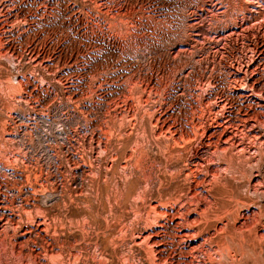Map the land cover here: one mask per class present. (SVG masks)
I'll use <instances>...</instances> for the list:
<instances>
[{
  "label": "rangeland",
  "instance_id": "obj_1",
  "mask_svg": "<svg viewBox=\"0 0 264 264\" xmlns=\"http://www.w3.org/2000/svg\"><path fill=\"white\" fill-rule=\"evenodd\" d=\"M237 65L243 71L238 76L247 77V82L232 80ZM252 86L264 94V0H0V138L25 142L17 157L25 155V163L38 164L35 167L44 172L42 186L27 188L26 172L18 170L24 176L13 178L15 174L0 161L2 196L14 195L17 206L26 196L32 197L29 201L38 202L47 212V221L64 222L57 226L61 232L53 233L50 227L43 234L56 235L76 249L84 244L79 248L82 255L91 252L77 264H95L92 244L104 247L100 250L106 251V264H122L124 258L125 264H149L144 246L133 242L152 221L151 203L168 204L185 194L189 185L185 160L197 144L192 140V145L179 147L170 138L156 135V115L169 118L174 128L189 130L200 114L201 102L206 110L213 107L218 117L222 104L228 103L221 118L236 122L239 107L247 105L241 94L251 92ZM9 114L21 124L19 134L4 132ZM260 124L264 135V122ZM258 145L250 144L233 161L223 156L219 181H213L217 202L234 210L250 202L259 208L264 205V151ZM255 174L260 179L257 191L250 189L248 181ZM232 188L238 190L237 196H231ZM84 218L100 223L81 229ZM209 220L212 224L216 218ZM8 240L4 249L0 245V264L16 261ZM263 244L256 249L259 253L263 248L264 259ZM215 256L217 264L224 262ZM254 258L251 255L247 264H254Z\"/></svg>",
  "mask_w": 264,
  "mask_h": 264
},
{
  "label": "bare ground",
  "instance_id": "obj_2",
  "mask_svg": "<svg viewBox=\"0 0 264 264\" xmlns=\"http://www.w3.org/2000/svg\"><path fill=\"white\" fill-rule=\"evenodd\" d=\"M230 67H231V65H230ZM233 67L234 66H232L231 68H233ZM237 67H238V68H236L237 73L235 71H233L234 69L232 70L233 76H234V78L232 80L239 81V80H241V78H243V79H246L245 82H247V77H245V76L239 77L238 76V73H242L243 71H242V68L239 67L238 65H237ZM252 70L255 71V69H252ZM254 71L253 72L251 71V72L254 74ZM245 82H243L244 85H245ZM243 84L241 83V86H243ZM21 85H20V88L22 87ZM241 96L246 98L247 105H246V108L239 107V111H237L239 115L237 117L236 122H231L230 121L231 119H229V118L225 119V120H223L224 117L221 118L222 115L223 116L225 115L224 112H225V110H227L226 108H228L226 105L228 103H226V102H225L226 104H224V105L222 104V106L220 107V108H222V110L219 111V112H222L221 117H218L216 115L215 111L213 110V107L207 106L208 109L206 110L203 106H201L202 105V102H201V104H200L201 107L199 106V108H201L200 114H198L196 116L197 119H192V121L190 123V129L189 130H185V128H183V127L174 128L175 124H173V123L168 124L169 118L163 117L161 115L159 116L157 113H156L157 115L155 114L156 117L154 119L155 120L154 124H155V127L157 128L156 129V135L162 134L165 137L170 138L168 140L172 141V143L175 146L177 145L179 147H186V145L188 143H190L192 140H196L197 144L195 143L196 145H192L190 143L192 145L191 146V152L188 154V156L185 160V163L187 165V166L185 165L187 168L186 169L187 171L185 172L184 176L189 183L185 194L175 198L174 202L169 201V203L171 202L170 204L169 203L167 204L168 201L165 202L166 204L165 203L162 204L163 201H160L162 203H160V202L151 203V210H153V212H154V213L153 212L151 213L152 215L154 214V216H152V218H151L152 221L149 220L151 222L148 225L147 219H144L147 221L146 224L149 227H147V229H145V231L143 230V232L138 234V236L135 235L136 238H135L133 244H136L137 246H141V245L144 246V250H143V252H145L144 257L148 258L147 261H149V264H217L218 261L216 262V256L215 255H218V257L220 256L221 258L223 257V259H224V262L220 261L219 264H247V262H249V258L251 257V255L255 256L254 260L252 261L254 264L259 262V261H260V264L261 263L264 264V259L261 258L262 257L261 252H262L263 248L262 249L259 248V249H261V251L259 250L260 254L257 253V249H256L257 248L256 246L259 243L260 244L264 243V205L259 208L256 206H250V203H251L250 202V203H248V206H246V207L244 205H242V206H244L243 209L237 208L234 210V208H232L233 206L232 207L230 206L231 208H229L228 206H226V204L217 202L218 200L216 201L214 198L215 197L214 194H215L216 190L213 189L215 186L213 181L217 178L216 176L219 175L218 174L219 170L224 168L223 165L225 164V163L223 164L221 162V159L225 160L224 159V157H225V158H227L226 159L227 162L233 161V158L236 154L241 153L240 151H243L242 153H245L244 150L248 149L250 144L252 145L256 142H259V144L262 146L260 148H263V151H264V135H263L262 130L260 129V126H258V124L264 122V118H263L264 117V115H263L264 114V94H263V92H258V91L255 92V88H254V86H252L251 92L242 93ZM198 98H199V96H198ZM203 98H201V99L203 100ZM128 99H129V96H128ZM194 99H196V98H194ZM141 100H142V98H141ZM215 100H216L215 106H218L219 102L217 101V99H215ZM140 102H142V101H140ZM140 106H141V104H140ZM206 113H208V116ZM9 117H10V119H8ZM8 118L7 119L9 121H6V124H8L9 127L7 128L6 124H5L4 128L2 127L4 129V132H7L6 131L7 129L10 132H11V130H12V132L13 131L17 132V133L20 132L21 124L19 122H16L14 120L15 117L11 114H9ZM178 133H179V135H178ZM7 134H8V132H7ZM12 134H15V133H12ZM10 135H11V133H10ZM164 136H163V138H164ZM1 139H2V137L0 138V161L3 163V165H2L3 168L7 169L8 171L13 172L15 174V175H13V178H14V176H15V178H17L19 176L22 177L25 175V185L26 186L25 185H23V186H25L27 188L28 187L37 188L36 184H39L42 186L43 182L42 183L40 182L41 177L43 176V174H41L43 172L41 167L40 166L35 167L38 164L33 166L32 164L29 165L27 162L25 163V161H27V160H25V155L20 157V158H19V156L17 157V153H20V151H21L19 149L20 145L24 146L25 142L17 144V143H15V140L12 137H6V136H5L4 140H1ZM31 143L32 142H29L26 144L29 145ZM15 144H16V146H15ZM260 145H258V146H260ZM169 148H170V146H169ZM256 148H258V147H256ZM183 150H185V149H183ZM247 151L248 150H246V152ZM22 152L24 154V150ZM27 157H28V155H27ZM132 157H133V155H132ZM67 160H69V159H67ZM231 163H233V162H231ZM76 164H77V162H76ZM79 165H76V166L78 167ZM125 165L126 166L128 165L127 162ZM89 166L90 165H88V167ZM136 168H137V166H136ZM18 170H19V173L22 170L25 171L26 173L24 175H22V174L20 175L19 173H17ZM21 173H23V172H21ZM48 177H49V175H48ZM51 177H53V174ZM144 178L145 177H143V179ZM46 179L47 178H45L44 181H46ZM95 179H96V177H95ZM259 180L260 179H258L256 174L252 175L251 178H249L248 181H249V185H250L251 190L254 189V191H257V189L255 187H256V185L257 186L260 185ZM13 181H14V179H13ZM15 181H18V180L15 179ZM92 181L94 182V180H92ZM218 181L219 180H217L215 182H218ZM50 182H52V181L50 180ZM226 182H228V181H226ZM261 182H263V181H261ZM22 184H24V183L22 182ZM46 184L47 183L45 182V185ZM50 185L51 184H49L48 186H50ZM216 185H218V183H216ZM223 185L225 186V184H223ZM13 186L15 187V183ZM41 186H39L38 188H40ZM19 187L20 186H18V188ZM220 187H221V184H220ZM229 187H230V185H229ZM9 188H11V187H9ZM23 188L21 186V193L24 190ZM43 189L45 190L47 188L45 187ZM56 189H54V190H56ZM67 189H69V188H67ZM83 189L84 188H82V190ZM229 189H231V188H229ZM16 190H18V189L16 188ZM73 190L71 189V191H73ZM35 191H34V193H36V194L37 193H39V194L43 193L42 189L41 190L39 189L38 190L39 192H37V189ZM67 191L68 190H66V192ZM74 191H76V190H74ZM217 191H219V190H217ZM230 191L232 192V195H231L232 197L238 195V190L236 191V189L232 188V190H230ZM9 192H10V190H9ZM29 192L28 193L31 194V191H29ZM18 193L19 192H17V195H19ZM51 193H52V191H51ZM77 193H79V192H77ZM46 194L47 193H45V195ZM121 194L122 193H120V197L122 196ZM123 194H125V193H123ZM31 195H34V194H31ZM52 195H53V193H52ZM75 195H76V193H75ZM9 196L7 193H5L4 196H2V192H1V188H0V245L2 246V249H4L8 244L6 242V239L8 238L10 240V242H9L11 245L10 246L11 247L10 253L15 257L16 264H74V263L77 264L76 261L81 260V258L83 256H85L87 253L91 252V251H89L87 253L85 252L86 254L83 253L84 255H82V250L79 248L83 247L84 244H83V246L79 247L78 249H76V247H74V246H72V247H74L75 249L74 248L71 249L72 247H69V245L71 246V243L68 244L69 243V241H68L66 243L68 245L65 244L66 246L69 247L68 248L69 250H67V248H65V245H64L65 242L60 241L59 237L56 238V235H55V237L52 236V238H48L47 237L48 235H45L46 232L48 233V228L52 227V229H54L53 233L57 229L56 233H58V230L60 228L58 229L57 226L62 227V225H64V222L62 223L61 221H59V223H58V220H57V222H53V221L49 222V220L47 221V219H46L47 212L41 210V208L38 207V205H37L38 202L36 203L37 206L35 205V203L34 204L31 203L32 201L30 199L32 197L29 198L26 196L24 198V201H22V202H20L18 200L20 202V204H19V206H17L18 204L15 203L14 198H13L14 195H13V197H9ZM19 196H21V195H19ZM47 196H49V195H47ZM72 196H73V194H72ZM143 196H145V195H143ZM143 196H141V197H143ZM174 196H173V198H174ZM45 198H47V197L45 196ZM68 198H70V197H68ZM83 198H84V196H83ZM115 198H116L115 200H117L118 196L115 195ZM216 198H217V196H216ZM34 199H36V198H34ZM39 199H40V197H39ZM39 199L37 197V200H39ZM239 199H237V200H239ZM74 200H76V199L74 198ZM160 200H161V198H160ZM168 200H169V198H168ZM170 200H172V199H170ZM158 201H159V199H158ZM245 205H247V204H245ZM135 207L138 210L140 208V207H138V205L136 206V203H135ZM235 207H236V205H235ZM147 211L149 212V210H147ZM221 212H222V214H221ZM148 214H146V216ZM87 217H88V215H87ZM115 217H116V214H115ZM213 217L216 218V221L211 224V222H209L211 220H209V219L213 218ZM50 219H51V217H50ZM54 219L56 220V218H54ZM85 219L86 218H84L83 221L81 220V223L79 222L81 229H82V227L83 228L87 227L89 229V226H92V225H96V227H97V225L100 223V221H98L99 219L97 221L95 219H94L95 221H88L90 218H88L87 220H85ZM231 219L233 222L231 221ZM65 220H66V218H65ZM68 220L69 219L67 218V222H68ZM112 220H113V218H112ZM71 221H72V219H71ZM105 223H106V221H105ZM68 224H69V222L67 223V225ZM108 224H109V222H108ZM116 225H118V227H119V224L116 223ZM125 225L126 224H124V227H125ZM77 227L80 228L79 226H77ZM105 227H107V225H105ZM109 227H111V226H109ZM114 227H115V225L112 226V228H114ZM92 228H94V227L92 226ZM64 229H65V227H64ZM106 229H108V228H106ZM122 229H123V227L120 228L119 233H117V232L115 233V231H114V233L116 235H118L121 233ZM81 231L84 232V230H81ZM130 231H132V230H130ZM60 232H61V229H60ZM87 232H89V231H87ZM87 232L85 233L86 235L89 234ZM125 232H127V231L125 230L124 234H125ZM43 233H45V234H43ZM53 233L51 232V234H53ZM112 233H113V229H112ZM60 234L62 235V233H60ZM63 234H64V232H63ZM82 235H84V234L82 233ZM116 235H114V236H116ZM122 235H121V237H123ZM96 237H97V235H96ZM70 238H72V237L70 236ZM83 238H84V236H83ZM113 239H115V238H112V240ZM116 239L119 240L118 236ZM116 239H115V242L117 241ZM76 240H78V239H76ZM254 241H256L257 244ZM108 242L111 244L112 241L110 242V239H109ZM92 245H93V248L94 247L95 248H94V252L91 254L93 256L91 261H93V259H94L95 264H97V263H99V264L108 263L109 258L107 257V255H105L106 251H102L104 249V247H102L103 249L100 247L102 249V250H100V248H98L100 245L99 246H98V244H96V246H94V244H92ZM86 246H87V244H86ZM88 246H90V245H88ZM143 246H142V249H143ZM259 247H261V245ZM93 248H92V251H93ZM65 249H66V251H65ZM82 249L84 252V249H86V248H82ZM25 250H26V252H25ZM128 255L129 254H127L126 256H128ZM0 256H1V254H0ZM1 257H3V256H1ZM88 257L90 258V256H88ZM85 258H87V257H85ZM126 259H127V262H130L129 256H128V258L126 257ZM96 260H97V262H96ZM110 260H112V259H110ZM15 262H14V264H15ZM87 262L83 261L81 264H88ZM124 262H126L125 258L122 261V264H125ZM127 264H129V263H127ZM257 264H259V263H257Z\"/></svg>",
  "mask_w": 264,
  "mask_h": 264
}]
</instances>
